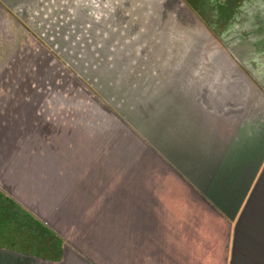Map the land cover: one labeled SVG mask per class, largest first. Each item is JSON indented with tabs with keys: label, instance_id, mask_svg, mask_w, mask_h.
I'll return each instance as SVG.
<instances>
[{
	"label": "crops",
	"instance_id": "crops-1",
	"mask_svg": "<svg viewBox=\"0 0 264 264\" xmlns=\"http://www.w3.org/2000/svg\"><path fill=\"white\" fill-rule=\"evenodd\" d=\"M13 17L0 0V35L13 33ZM220 53L240 82L205 72L201 58L193 72L152 76L159 83L146 100L149 129L136 125L137 151L120 152L116 164L71 123L41 116L30 74L16 72L25 57L0 38V190L54 237L37 264H232L239 257L235 236L256 235L249 226L264 220V90ZM5 252L1 264L20 256L36 262Z\"/></svg>",
	"mask_w": 264,
	"mask_h": 264
},
{
	"label": "rangeland",
	"instance_id": "rangeland-1",
	"mask_svg": "<svg viewBox=\"0 0 264 264\" xmlns=\"http://www.w3.org/2000/svg\"><path fill=\"white\" fill-rule=\"evenodd\" d=\"M5 1L13 33L0 38L13 40L15 56L25 57L15 67L30 74L32 105L49 122L71 123L80 138L92 137L89 146L110 152L112 163L120 152L137 151L136 125L150 124L146 100L159 83L152 76L193 72L201 58L205 72L215 68L239 83L222 52L264 90V0ZM50 236L0 190V256L8 249L37 264L54 246ZM10 264L32 262L20 256Z\"/></svg>",
	"mask_w": 264,
	"mask_h": 264
},
{
	"label": "trees",
	"instance_id": "trees-1",
	"mask_svg": "<svg viewBox=\"0 0 264 264\" xmlns=\"http://www.w3.org/2000/svg\"><path fill=\"white\" fill-rule=\"evenodd\" d=\"M254 228L257 229L256 235L235 236L234 250L239 253V257L236 258L234 254L232 264H264V220L260 226H249L250 231ZM259 229H262L260 233Z\"/></svg>",
	"mask_w": 264,
	"mask_h": 264
}]
</instances>
